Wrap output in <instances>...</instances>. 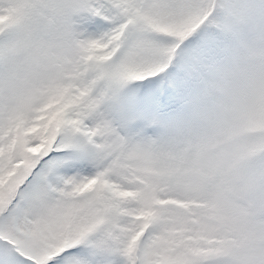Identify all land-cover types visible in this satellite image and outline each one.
I'll return each instance as SVG.
<instances>
[{
  "label": "snow or ice",
  "instance_id": "6c2138e0",
  "mask_svg": "<svg viewBox=\"0 0 264 264\" xmlns=\"http://www.w3.org/2000/svg\"><path fill=\"white\" fill-rule=\"evenodd\" d=\"M0 264H264V0H0Z\"/></svg>",
  "mask_w": 264,
  "mask_h": 264
}]
</instances>
